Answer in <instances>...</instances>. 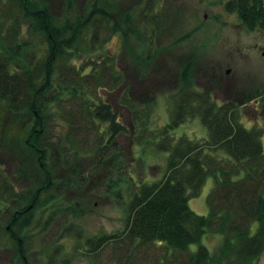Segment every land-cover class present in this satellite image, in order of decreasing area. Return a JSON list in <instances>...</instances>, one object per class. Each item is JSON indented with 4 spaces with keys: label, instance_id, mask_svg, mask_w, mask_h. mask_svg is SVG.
<instances>
[{
    "label": "trees",
    "instance_id": "1",
    "mask_svg": "<svg viewBox=\"0 0 264 264\" xmlns=\"http://www.w3.org/2000/svg\"><path fill=\"white\" fill-rule=\"evenodd\" d=\"M60 1L0 0V102L9 113L0 124L11 130L12 117L18 116L30 124L25 144L27 153L36 159L40 177L36 186H22V177L30 169L28 161L23 160L17 171L7 175L0 171V250L11 244L23 264H30L23 244L35 209L47 206L62 193L52 178L53 150L66 161L81 155L76 149L90 151L78 147L82 141L79 136L84 134L83 142L87 143L97 121L108 123L100 135L104 139L106 134L107 142L101 144L92 137L101 148L128 132L113 105L102 99L97 103L95 96H99L88 90L94 86L97 94L119 86L125 72L115 65V58H104L99 68V61H94L89 73L78 61L101 50L108 37L116 33L123 35L125 43L130 38L138 39L140 45L131 49L137 65L142 66L137 77L146 74L156 53L155 28L151 33L144 31L143 20L135 19L138 9L119 19L115 16L119 0ZM151 2L147 0L146 7ZM224 2L225 9L237 14L247 29H264V0ZM24 52L33 53L30 60L23 58ZM190 85L183 80L179 94L185 101L175 103L173 118L163 132L167 136L187 117L199 115L208 128V138L201 142L163 139L160 148L169 152L163 177L137 187L123 235L99 238L95 250L117 237H128L187 252V264H258L264 252V145L260 132L242 123L238 106L232 102L218 106L207 93L193 96L196 94L189 90ZM175 95L172 93L171 98ZM127 98H122L121 104L134 113L137 129L143 125L145 130V119L150 114L143 111V103H131ZM54 107L69 129L75 131L68 132L60 143L50 139ZM219 153L225 155L218 157ZM210 177L213 187L207 197L209 212L202 215L189 202L201 193ZM4 210H13L9 225L1 222ZM208 233L221 238L213 250L203 242ZM192 245L197 246L196 250Z\"/></svg>",
    "mask_w": 264,
    "mask_h": 264
},
{
    "label": "rangeland",
    "instance_id": "2",
    "mask_svg": "<svg viewBox=\"0 0 264 264\" xmlns=\"http://www.w3.org/2000/svg\"><path fill=\"white\" fill-rule=\"evenodd\" d=\"M146 3L147 0H119L115 9L119 19L126 12L138 9L135 19L143 20L144 31L148 29L151 33L155 28L156 53L142 78L136 76L142 66L137 65L131 51L140 45L138 39L130 38L125 43L121 33L111 38L106 34L108 40L101 50L78 61L85 64L84 71L89 73L94 61H99V68L104 58H115V65L125 72L124 82L119 86L97 94L94 86L88 90L99 96H95L97 103L102 99L113 105L128 132L101 148L93 143V138L101 144L107 142L108 136L105 134L101 139L100 135L107 130L108 123L97 121L87 143L83 142L84 134L79 136L82 141L78 147L90 151L76 149L81 155L66 161L53 150L52 178L59 183L58 190L62 193L47 206L35 209L33 220L25 230L23 248L30 264L65 261L67 264H187V252L164 243L128 237L120 240L117 237L95 250L99 238L123 235L128 207L137 187L163 177L169 157V152L160 148L163 139L175 142L188 138L201 142L208 138V128L199 115L187 117L167 136L163 132L173 118L175 103L185 101L179 94L184 79L191 82L189 90L196 94L193 96L207 93L218 106L226 102L238 106L242 123L258 130L264 145V29H247L237 14L225 9L224 0H153L149 7ZM32 54L24 52L23 58L30 60ZM185 74L187 78L182 79ZM172 93L176 98H171ZM126 96L131 103L134 100L143 103V111L150 114L144 118L145 130L143 125L137 129L134 113L121 104ZM53 111L56 113L49 124L50 139L60 143L68 132L75 131L69 129L57 107ZM8 114L0 102V121H5ZM12 121L11 130L0 124V171L7 175L18 170L19 161H28L30 169L22 177V186H36L40 179L38 165L27 153L25 144L30 124L21 116L12 117ZM224 155L219 153L218 157ZM212 187L210 177L201 193L190 199V207L197 213L208 214L207 197ZM12 213L13 210H4L1 215L4 225H9ZM256 227L254 223L253 229ZM220 240L219 235L210 233L203 238L212 250ZM8 246L0 250V264H23L17 250L11 244ZM196 248L192 245L193 250ZM258 264H264V252Z\"/></svg>",
    "mask_w": 264,
    "mask_h": 264
},
{
    "label": "water",
    "instance_id": "3",
    "mask_svg": "<svg viewBox=\"0 0 264 264\" xmlns=\"http://www.w3.org/2000/svg\"><path fill=\"white\" fill-rule=\"evenodd\" d=\"M230 70H228V72H229Z\"/></svg>",
    "mask_w": 264,
    "mask_h": 264
}]
</instances>
